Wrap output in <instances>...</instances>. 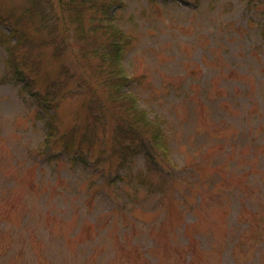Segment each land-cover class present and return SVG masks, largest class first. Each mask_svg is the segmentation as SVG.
Wrapping results in <instances>:
<instances>
[{"label":"rangeland","instance_id":"1","mask_svg":"<svg viewBox=\"0 0 264 264\" xmlns=\"http://www.w3.org/2000/svg\"><path fill=\"white\" fill-rule=\"evenodd\" d=\"M119 1L122 7L114 6L110 13L116 14L119 26L128 27L138 39L122 65L131 75L145 76L141 85L130 82L124 90L136 93L138 108L147 113L148 119H160L173 135L170 161L175 170L165 176H152L153 182L161 186L159 189L127 184L132 179L108 185L106 173L111 166L116 169V160L95 167L92 160L97 154H90L86 147V166L73 164L64 153L54 159L50 157V151L57 148L53 141L48 143L51 147L46 146L49 153L42 154L45 113L54 114L57 132L64 133L70 124L84 120L90 113L82 107L78 94L81 89L77 90V86L85 84L81 79L102 88L101 79L78 66L79 62L74 61L78 53L69 44H63L61 52L66 57L63 59L69 61L71 72L63 75L60 69L59 73L60 64L49 57L50 47L39 45L42 39L48 41L56 36L54 32L42 27L41 32L30 31L31 43L23 42L11 53L19 67H24L22 59L27 58L24 81H32V89L40 95L51 85L56 84L57 90L67 85V93L54 99L57 109L44 112L30 99L29 91L19 89L24 82L15 79L6 63L5 44L0 41V264H264V173L258 171V156L244 169L251 166V190L246 189L244 174L230 181L229 186L224 182L215 185L210 193L206 192L201 205L200 195L196 194L186 204L182 201L183 195L189 193L184 179L195 176L185 166L196 167L204 177L208 174L214 180L225 177L229 171L227 161L213 168L216 150L204 149V155L198 152L193 159H186V151L204 145L206 138L194 134V112L190 110L198 103L193 100L182 105L184 91L189 89V95L197 100V94L209 81L214 82L212 94L216 96L226 91L238 93L241 87L250 86L254 102L260 101L264 106V92L257 83L259 69L264 68V54L244 56L248 49L245 39L257 35L244 36L240 30L234 36L221 34L225 45L218 49L211 47L207 39L219 32L222 21L245 26L253 12L246 5L248 0H203L197 12L189 4L153 7L148 0ZM30 3L31 0H0V15L6 19V14H12L14 9L17 15ZM46 7L51 10V5ZM141 10H146L145 16ZM49 14L54 17L57 11ZM10 22L13 21H0V38L9 36L7 42L14 44L16 38L10 36ZM14 25L18 31L20 27L24 29L21 21ZM203 51L210 54L206 60L201 57ZM185 72L193 76H186L181 83L179 77ZM72 73L75 76L71 77ZM162 83L169 86L160 88ZM258 93L262 95L259 101L255 97ZM200 94L203 97L204 92ZM248 100L243 102L246 122L242 111L233 110L230 105L217 109L215 116L232 114L233 123H245L243 133L251 134L253 145L264 147V135L255 128L264 120V112L261 115L258 109H251ZM97 101L91 99L89 107L104 131L110 122ZM36 113H40V118ZM205 128L203 124L200 132ZM222 134L228 136L230 132L224 130ZM243 159L239 161L240 169L246 165ZM221 161L222 158L218 162ZM144 169L141 153L118 173L130 170L133 177ZM90 181L96 186H90ZM237 184L231 196L229 191ZM135 193L138 195L134 196ZM240 201L246 204L243 212H239ZM7 210L11 211L9 215L4 213ZM194 252L195 257L191 254Z\"/></svg>","mask_w":264,"mask_h":264},{"label":"trees","instance_id":"2","mask_svg":"<svg viewBox=\"0 0 264 264\" xmlns=\"http://www.w3.org/2000/svg\"><path fill=\"white\" fill-rule=\"evenodd\" d=\"M202 1L203 0H148L149 4L153 7L189 4L191 7L194 6L193 12H197ZM50 5L51 10L46 7ZM246 5L253 11L251 16L247 19V24L241 27V25L236 24V22L233 23L228 20L222 21L219 32L207 38L210 41L211 47L218 49L220 46L225 45V40L222 39L221 34L234 36L237 30H240L243 32L244 36L250 34L257 35V38L254 39L251 37L245 39L248 42V49L244 56L247 57L253 53H259L261 56L264 54V0H248ZM114 6L118 8L122 7V2L119 0H31L29 6L20 9L21 11L17 15L16 9H14L12 14L7 13L6 19L3 17V14L0 15V21H13L10 22V36H15L16 42L14 44L7 42L9 36L6 35L5 37H1L0 41H3V44H5V49L8 52L6 63L12 68L11 70L14 72L15 79L18 82H24L19 89L21 91H29L30 99L33 103L35 102L41 107L44 112L51 108L53 110L57 109L58 104L54 99L55 97H59L60 94L67 93V90H65L67 85L58 88V90L56 89V84L51 85L44 95H40V92L34 90L35 88L32 89L34 86L32 81H24L26 76L23 68H26V63L28 62L27 58L22 59V65L24 67H19L17 66L18 62L11 53L18 45H23V42L31 43L30 36L28 35L30 31L35 30L41 32L42 28H47L54 32L56 36L49 37L48 41L43 40L41 37L42 40L41 42L39 41V45L43 48L50 47L49 57L51 60H54L55 63L60 64L58 68L59 73H61V70H63V75L71 72L69 70V61L63 59L66 57H64V53L62 54L61 52V46H63V44H69V47L74 49V52L78 53V56L74 58V61L79 62L78 66L81 68L85 67L95 79H101L102 88H95V86L87 84L92 82H86L83 78L81 79L82 83L85 84L77 86V90L81 89L78 94L82 97V107L85 110L87 108L86 112L90 113L84 116V120L75 121L73 124H70L64 133L59 134V132H57V126L55 125L56 117L54 114L45 113L46 118H44V125L46 127V132L44 147L41 150L42 154L49 153L46 151V146L51 147L48 143L53 141L57 148L50 151L51 158H59V156L64 153L73 164L81 163L82 166H86L87 158H85L86 153H84V147H86L87 150H90V154H94L95 152L97 154L92 160V164L95 167L102 165V163L116 160V169H112L111 166L109 167L110 170H107L109 172L106 173V184L114 185L118 180L125 181L127 179H132L130 180L131 182L127 184H134L133 186L137 188L147 186L150 189H159L161 186L153 182L152 176L158 174H163V176H165L169 171L173 172V170H175V168H173L174 165L170 161L171 154H173L174 151L171 145L173 135L165 129L166 126L160 119L150 120L147 117V113L138 108L139 97L136 93L124 90L130 82L132 84L135 83V86L141 85L142 79L145 76L139 74L131 75L126 72L125 67L122 65L123 59L135 48L138 39L135 33L130 31L128 27L124 29L122 26L118 25V22H115L116 14L110 13ZM211 8L214 9V7ZM52 10L57 11L54 17L49 14V11ZM140 12L145 16L144 13H146V10H141ZM19 21L22 22L24 29L20 27L18 31L14 24ZM27 36H29V38H27ZM196 42L199 43V40ZM40 53L42 52L40 51ZM209 56L210 54L207 53V51L202 52V59L206 60ZM80 61H82L83 64ZM261 66L264 67V61L261 62ZM236 67H239V65L236 64ZM236 69H232L231 71H236ZM259 70L260 78L257 83H259V88L264 92V68ZM73 76H75L74 73H72L71 77ZM186 76L185 72L179 77L181 83H183L182 80ZM191 76L193 75L190 74L187 77ZM239 76L243 77L242 75ZM244 77H246L245 74ZM68 82L69 80H67V83ZM204 84L206 87L204 86L199 94H197V100L194 96L189 95V89L186 90V92L184 91L182 99L180 100L182 105L185 106H187L186 104H191L193 100L198 103V106H194L190 110L194 112L192 118L194 119L193 124L197 130V132L194 131V134H203L206 138V143L204 145L194 150L188 149L185 157L187 156L186 159L189 160L193 159V155H197L198 152L204 155V149L205 152L208 150H211L210 152L216 150L215 159L213 163H211L213 168H217L222 162L227 161L226 164L228 165L229 171L225 177L221 176L219 179L214 180L208 174L204 177L200 172L201 170L196 167L185 166V170L189 171V174L192 173L195 176L191 179H184L188 186L187 191L189 192L187 195H183L182 201L184 204L188 202L189 197L196 194L200 195L199 203L201 205L202 202L205 201L206 192L210 193L215 185L217 186L224 182L229 186L230 181L237 177H242L244 174L246 180L245 184L247 185L246 189L251 190L250 184H252V181H249L248 178V174L251 173V166L247 170L244 169L256 159V156L259 157L257 160L260 162L258 171L262 174L264 173V163L261 159H264V152L262 151L264 147L256 143L253 145L255 140L251 137V134L248 135L249 132L243 133L245 130L244 122H246L247 119L246 114L243 113L246 111L244 109L245 103L243 102L246 98H249L248 102L249 106L252 107L251 109H258L262 115L264 106H261L259 101L262 95L260 93L256 94L255 97L259 98V103H255L253 96H251L252 88L250 86H245L237 90L238 93L226 91V93L216 96L212 94L214 82L209 81ZM192 85L193 83L189 84L188 88H191ZM168 86V83L160 84V88H167ZM202 92H204L203 97L200 94ZM95 98L98 100L97 103L100 104L101 110L107 115L108 123L110 122L109 128H106L104 131L101 130V124L98 122V119L92 116L89 107L91 99L94 100ZM226 105H230L233 110L242 111L241 115L243 116L244 122L240 121L238 122L239 124L233 123L232 120H234V118L232 114H227V117H225L223 113L215 116L216 110H222ZM187 108H189V106ZM206 112L207 116H205ZM175 114L177 117L179 116L177 112ZM36 115L40 118V113H36ZM204 118L209 120H205ZM263 122L264 120H261L255 127L258 130V134L262 135H264ZM203 124H206V128L205 131L201 133L199 128H201ZM224 130L230 132V134L228 136L223 135L222 132ZM233 130H235V132H232ZM60 145L61 147H59ZM218 148H220V150H218ZM141 153L144 154V172H140L136 175L134 173L133 177L129 174L130 170L125 171L123 174L118 173V170L128 168L129 164L133 162V159ZM225 155L227 158H225ZM221 158L222 161L219 163L218 161ZM186 159L184 161L187 164L188 160ZM241 159L246 161V165L243 169H240L241 164L239 161ZM210 179L212 181H210ZM89 185L93 187L96 186V183L90 181ZM237 187L238 184L235 185L234 189L229 191L231 196H233L234 191L236 192ZM124 188H126V186H124ZM248 193L249 192H247V194ZM237 194H239V192H237ZM137 195L138 193L134 194V196ZM235 197L237 196L235 195ZM243 198L244 195L242 199ZM240 204L239 212H243V208H246V204L242 201H240ZM10 212V210H7L4 213L9 215ZM191 254L194 257L196 256L195 252ZM144 260L146 261L147 259L144 258ZM191 260L192 257L189 259V262L192 263ZM149 262L151 261L149 260Z\"/></svg>","mask_w":264,"mask_h":264}]
</instances>
